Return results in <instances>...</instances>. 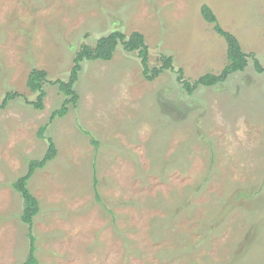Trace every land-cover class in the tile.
I'll return each mask as SVG.
<instances>
[{
    "label": "rangeland",
    "instance_id": "obj_1",
    "mask_svg": "<svg viewBox=\"0 0 264 264\" xmlns=\"http://www.w3.org/2000/svg\"><path fill=\"white\" fill-rule=\"evenodd\" d=\"M203 5L251 57L245 71L189 95L180 70L195 82L228 63ZM116 30L142 33L150 67L170 56L173 69L148 81L138 53L119 47L111 61L82 64L77 102L50 121L66 99L54 82L68 80L83 44ZM255 60L264 67V0H0V104L21 95L0 107V264L29 257L13 183L45 156L46 125L57 156L28 182L38 264H264ZM34 69L48 73L43 110L29 104Z\"/></svg>",
    "mask_w": 264,
    "mask_h": 264
},
{
    "label": "trees",
    "instance_id": "obj_2",
    "mask_svg": "<svg viewBox=\"0 0 264 264\" xmlns=\"http://www.w3.org/2000/svg\"><path fill=\"white\" fill-rule=\"evenodd\" d=\"M201 13L206 22L213 25L215 31L226 41L227 44V59L228 63L220 74L207 73L202 75L195 82H191L184 77L183 70L179 71L178 82L182 85V88L192 95L200 86L213 87L220 83H224L227 79L237 72H243L246 70L249 64L250 54L244 52L238 38L231 32L225 30L219 23L218 17L215 12L208 5H203ZM122 47L126 52H137L141 60L143 69V75L148 81H154L160 77L165 71L173 69V58L170 56H163L161 58V65L150 67V51L149 46L146 43L144 35L138 31L131 33L127 36L123 31L116 30L110 34L101 37L95 44L90 46L83 44L79 51L76 53L74 59V65L72 67L70 76L67 81L57 80L54 84L58 85L60 92L66 97L62 107L55 110L50 121L56 118H63L67 115L71 104H75L78 100V93L75 91V83L79 79V73L84 62L94 61H111L116 53L117 49ZM256 71L260 74L264 73V67L255 60ZM48 79V73L45 70L34 69L30 73L27 81V87L29 90L36 94V100L31 104L37 110L44 109V102L47 97L45 86ZM18 93H8L0 104L1 108H5L10 101L20 97ZM48 125L44 126L39 136L42 139L48 141V150L42 159H34L29 162L28 172L25 176L19 178L13 183V188L21 195L24 201V208L21 214V221L28 225V238L30 240V252L27 261L24 264H38L35 257V239L33 236V223L34 217L39 213V203L35 196L31 193L28 182L37 169L44 168L47 163L53 160L57 156V147L52 138H47L44 135ZM91 138V144L97 147V140L92 136L90 132H85ZM96 177V175H95ZM98 194V192L96 191ZM98 201L102 202L99 195H97Z\"/></svg>",
    "mask_w": 264,
    "mask_h": 264
}]
</instances>
